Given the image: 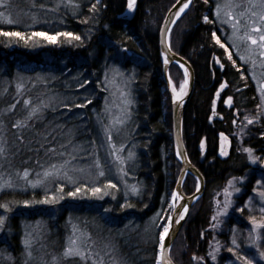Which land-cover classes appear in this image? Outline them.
Returning a JSON list of instances; mask_svg holds the SVG:
<instances>
[{
	"label": "rangeland",
	"instance_id": "1",
	"mask_svg": "<svg viewBox=\"0 0 264 264\" xmlns=\"http://www.w3.org/2000/svg\"><path fill=\"white\" fill-rule=\"evenodd\" d=\"M196 1L208 5L212 22L220 28V37L215 35L212 41L222 50L223 57L217 63L215 59L212 67L224 71L221 61L225 59L230 63L231 74L236 76L232 88L227 86L223 90L224 99L230 96L233 100L235 93L249 88L253 98L252 107L237 108L236 115L232 117L230 113L228 126L225 125L226 132L232 137L230 150L241 158L244 167L240 174L235 171L210 191L212 215L208 227L201 232V239L208 238L211 244L205 249L206 254L195 256V262L245 264L246 260H251L252 264H264L260 256L264 252V228H256L253 224V220L257 224L264 223V211H261L264 201L259 196V192L264 191V47H261L264 42L260 40L264 35V20L261 19L264 0ZM4 2L7 7H0V38L12 39L25 58L20 64L9 59L8 65L7 59L0 54V148L3 149L0 153V186L8 182L11 185L0 190V197L10 193L37 194L40 200L36 198L32 205L24 202L21 209L30 212L47 209L52 213L65 201L73 208H84L82 203H85L84 209H87V205L100 207L104 201L112 203L121 199L122 204L138 198L143 186L137 174L135 68H123L112 58L102 57L95 76L97 82L92 80L90 86L84 68L69 67L53 55L63 49L64 42L67 47L73 39L71 35L62 34L69 33L68 17L82 13L83 0ZM207 12L208 8L200 21L203 24L210 20ZM256 28L260 31H254ZM180 31L181 26L174 30L173 37ZM40 32L55 36V41L33 35ZM4 33H20V36ZM253 39L256 44L252 43ZM230 52L233 54L231 59ZM90 54L79 60L90 61L94 53ZM37 59L44 64L36 65L34 60ZM168 79L176 93L184 90L182 77L180 83H173L170 72ZM162 91L166 104L165 85ZM241 104L244 101L241 100ZM27 149L31 150L24 154L29 152L35 156L18 155ZM246 149H251L252 156L258 158L255 163L249 159ZM11 153L16 157H11ZM46 172L52 174L46 176ZM195 185L194 182L193 190ZM94 188L99 191L93 192ZM170 202L168 200L167 207L159 209L146 222L131 221L132 217L126 219L121 232L135 237L144 229H153L161 235L172 209ZM7 212L0 207V217L6 216ZM98 212L104 218L109 216L103 210ZM225 221L231 223V227L228 242L223 245L219 235ZM237 221L241 222V229L233 226ZM23 225L24 260L15 262L12 254L0 247V264H30L37 257L41 258V264H60L72 259L78 264H124L110 237L93 236L85 223L76 222L70 216L66 217L67 230L59 253L46 246L45 220L25 221ZM7 233L4 223L0 227V245L5 242ZM25 241L29 244L27 248ZM69 248L78 249L80 255L65 258L64 253ZM28 252H31L30 257Z\"/></svg>",
	"mask_w": 264,
	"mask_h": 264
},
{
	"label": "trees",
	"instance_id": "2",
	"mask_svg": "<svg viewBox=\"0 0 264 264\" xmlns=\"http://www.w3.org/2000/svg\"><path fill=\"white\" fill-rule=\"evenodd\" d=\"M83 1L82 13L68 17L69 33L73 39L69 41L67 47L64 42L63 49L53 55L58 56L59 60H64L63 62L69 67L84 68L90 86L93 85L92 80L94 83L97 82L95 76L100 68L102 57L112 58L123 68L136 69L135 96L138 129L136 147L139 163L137 174L140 176L138 180L142 183L143 190L138 198L127 200L122 204L119 202L121 199H118L112 203L104 201L100 203V207L87 205V209H84L85 203H82L84 208L78 206L73 208L65 201L59 204V209L54 213L47 209H36L32 212L21 209L24 202L31 204L36 201V198L40 200L37 194L10 193L1 196L0 205L8 206V212L4 216L8 233L0 247L3 251L10 252L15 262L21 263L24 260L23 223L43 219L47 225L46 246L54 253H59L63 248L67 230L66 217L70 216L76 222L79 220L85 223L93 236L110 237L117 245L124 264H156L158 231L144 229L139 235L132 237L123 234L121 226L131 217V221L146 222L159 209L162 210L165 205L167 207L179 172V165L171 146L169 102L165 99L167 102L164 103L165 94L162 91L164 82L157 43L160 22L176 0H137L135 14L130 22H125L119 17L126 7L125 0ZM207 8L210 20L203 24L200 21ZM180 26L181 31L173 37L174 30ZM213 33L220 37L219 27L212 22L208 5L195 0L174 25L169 36L171 49L188 61L194 72L193 93L183 114L182 139L189 159L201 172L206 182L203 196L192 207L189 218L171 250V258L176 264H193L192 255L206 254L205 249L211 244V240L201 239V232L208 227L212 215L208 195L214 186L225 182L234 175L235 171L240 174L244 167L241 158L235 156L232 150L224 159L215 156L218 150L217 132L221 131L230 137L225 125L228 126L232 110L227 112L222 106L223 101H220L217 111L223 115V122H215L212 126L207 124L213 92L222 82L228 88H232L233 80L236 78L235 74H231L232 71L228 67L230 63L225 59L221 61L225 66L224 71H217L214 65L212 67L215 59L220 60L223 57L222 50L212 41ZM75 36H79L80 39H74ZM220 39L224 41L223 38ZM20 53H22L21 48L12 39L0 38V54L7 59L8 65H10L9 59L20 64L25 58ZM90 53H94L90 61L79 60L86 54L90 56ZM26 59L29 58L26 57ZM54 60L57 59L54 58ZM34 63L44 64L38 59L34 60ZM170 70L172 82L180 83L182 77L180 70L175 66ZM7 74L10 75V73ZM223 97L225 95L222 96V100ZM252 98L251 88L235 93L234 108L240 110L242 106L252 107ZM241 100L244 104H241ZM203 137L205 138L204 153L198 146ZM230 145L232 146V137H230ZM28 150L31 149L24 150L18 155ZM11 154H13L11 157H16L15 153ZM27 155L35 156L29 152L24 154L25 157ZM13 158H11L12 161ZM192 180L187 177L183 184V191L187 195L194 191L192 188L194 180ZM9 197L12 199L9 200ZM99 210L107 212L109 216L104 218L99 214ZM9 212L13 215H9ZM233 226L241 229V222L237 221ZM229 227L231 223L227 221L220 232L219 236L223 245L228 242ZM30 264H41V258L37 257ZM60 264L78 263L72 259L61 261Z\"/></svg>",
	"mask_w": 264,
	"mask_h": 264
},
{
	"label": "water",
	"instance_id": "3",
	"mask_svg": "<svg viewBox=\"0 0 264 264\" xmlns=\"http://www.w3.org/2000/svg\"><path fill=\"white\" fill-rule=\"evenodd\" d=\"M186 2L187 0H176V2L170 7V9L167 11L162 20L157 37L158 52L161 57L162 77L166 85V91L168 93L170 103L172 149L174 156L180 165L179 175L175 182L173 191V197L176 199V203L173 207L171 216L167 224L168 234L166 236L163 234V240L161 239V236L158 243L156 260L157 264H175L170 258L171 248L189 215L191 207L202 196L204 191V179L201 176L200 172L189 162L182 140L183 114L193 91L194 73L190 64L181 56L172 52L168 44V36L171 31V28L174 26L177 20L187 11L189 7L188 6L187 8H185L183 12L180 11V9ZM126 4V10L121 15V18L123 20L130 21L133 18L134 11L129 10L128 0H126ZM172 65L178 67L184 76L185 90L183 92V95L181 94L183 97H176L174 95V92H172L173 88L170 87V83L168 80V70ZM218 92L219 90L215 94V98L211 107V114L208 117L209 126L215 120L219 122L223 120V118L216 113ZM229 101L230 100L228 99L225 103L226 108L230 106ZM216 137L220 148L219 154L221 156L223 155L224 157V155L226 154L227 147L226 141L228 139L222 132L217 133ZM204 143L205 141L204 139H202V148L204 147ZM186 175L192 176L197 182L196 190L190 196H185L182 192V184ZM185 209H187V211H185ZM161 244L164 245L163 249L161 248Z\"/></svg>",
	"mask_w": 264,
	"mask_h": 264
},
{
	"label": "snow or ice",
	"instance_id": "4",
	"mask_svg": "<svg viewBox=\"0 0 264 264\" xmlns=\"http://www.w3.org/2000/svg\"><path fill=\"white\" fill-rule=\"evenodd\" d=\"M135 2L136 0H128V8L129 10H132L134 8V5H135ZM191 3V0H187V2L183 5V7L180 9L181 12L184 11L185 8H187L189 6V4ZM254 6V5H253ZM0 7H7V4L4 2V0H0ZM217 13L219 14V5L217 6ZM205 22H208V18L205 17ZM261 19L264 20V16H261ZM11 22V21H9ZM235 27V26H234ZM254 31H260L259 28H256L254 29ZM4 35H16V36H20V33H4ZM33 35H36V36H42L44 37L45 39L49 40L50 42H54L55 41V36H49L45 33H34ZM62 35H71L70 33H63ZM213 36H215V33H213ZM23 38V37H21ZM74 39L76 40H79L80 37L79 36H75ZM260 40L262 42H264V35H261L260 37ZM216 42L219 44L220 43V40L219 38L216 39ZM252 43L253 44H256V40H252ZM221 47H224L223 44L220 45ZM261 47H264V43L261 44ZM229 59H231V53H229ZM175 91V89H174ZM230 102V101H229ZM89 103H91V101H89ZM251 123V121H249ZM3 149L0 148V153H2ZM245 151L248 152L249 154V159L255 163L256 159H258L257 157H253L252 156V150L251 149H246ZM223 154V153H222ZM131 155V154H130ZM52 173H48L46 172L45 175H51ZM25 177H27L28 173L25 172ZM100 175H103V172L100 173ZM10 182L6 183L5 185L3 186H0V190H3V187H10ZM229 186H231V181H229ZM135 191V189H133ZM99 189L98 188H94L93 189V192H98ZM237 191H239V189H237ZM71 195H75V193H70ZM227 194V193H226ZM259 196L261 197L262 201H264V191H261L259 192ZM0 207H3L5 208V210L7 211L8 210V206L7 205H0ZM185 211H187V209H185ZM227 211V205L225 207V212ZM241 211H243V209H241ZM261 211H264V207L261 208ZM5 219L6 217H0V227H2L4 225V222H5ZM215 219V218H214ZM178 222V221H177ZM253 224L256 228H264V223H261V224H257L254 220H253ZM168 234V228H165L164 229V235L166 236ZM163 236L161 237V239L163 240ZM233 243L235 244V239H233ZM25 247H29V244L27 241H25ZM161 248L163 249L164 248V245L161 244ZM229 251H232V249H229ZM28 255L29 257L31 256V252H28ZM80 255V252L78 249H74V248H69L65 253H64V257L65 258H69V257H72V256H79ZM260 256L262 259H264V252H261L260 253ZM84 257L81 256V259H83ZM215 257H213L214 259ZM238 259H242L241 257H237ZM245 264H252V261L251 260H246L245 261Z\"/></svg>",
	"mask_w": 264,
	"mask_h": 264
},
{
	"label": "bare ground",
	"instance_id": "5",
	"mask_svg": "<svg viewBox=\"0 0 264 264\" xmlns=\"http://www.w3.org/2000/svg\"><path fill=\"white\" fill-rule=\"evenodd\" d=\"M160 59H161V57H160ZM174 87H173V91L172 92H174ZM184 90H185V88H184ZM184 90L182 91V92H179V93H176V92H174V95L176 96V97H180V96H182L183 95V92H184ZM182 94V95H181ZM183 97V96H182Z\"/></svg>",
	"mask_w": 264,
	"mask_h": 264
},
{
	"label": "flooded vegetation",
	"instance_id": "6",
	"mask_svg": "<svg viewBox=\"0 0 264 264\" xmlns=\"http://www.w3.org/2000/svg\"><path fill=\"white\" fill-rule=\"evenodd\" d=\"M215 156H216L217 158H219V155H218V153H215Z\"/></svg>",
	"mask_w": 264,
	"mask_h": 264
}]
</instances>
